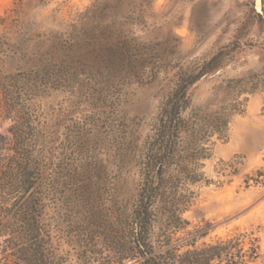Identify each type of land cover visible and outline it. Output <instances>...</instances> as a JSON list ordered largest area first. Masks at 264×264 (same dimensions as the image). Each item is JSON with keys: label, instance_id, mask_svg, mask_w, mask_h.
<instances>
[{"label": "rangeland", "instance_id": "rangeland-1", "mask_svg": "<svg viewBox=\"0 0 264 264\" xmlns=\"http://www.w3.org/2000/svg\"><path fill=\"white\" fill-rule=\"evenodd\" d=\"M262 9L259 19L254 0H0V135L23 124L34 143L55 264L118 256L121 234L103 227L134 219L164 94L179 69L219 52L188 91L183 117L202 128V151L182 138L181 154L200 158L196 181L180 186L190 205L175 237L200 247L246 234L258 246L250 264H264Z\"/></svg>", "mask_w": 264, "mask_h": 264}, {"label": "trees", "instance_id": "trees-1", "mask_svg": "<svg viewBox=\"0 0 264 264\" xmlns=\"http://www.w3.org/2000/svg\"><path fill=\"white\" fill-rule=\"evenodd\" d=\"M223 55L217 53L195 70L179 69L164 94L144 149L134 219L109 220L103 227L120 233L124 241L111 264H250L258 258L256 240L246 234L200 247L175 237L188 225L182 215L190 205L180 186L196 181L195 166L200 158L197 153L181 154L182 138L188 135L192 139L189 144L202 151V128L183 117L190 106L188 91L220 66ZM215 121L217 127H225L228 118L221 114ZM24 130L23 124L16 123L7 128L8 135H0V264H55L52 236L42 221L44 205L39 187L43 169L34 157V143L22 137ZM256 177L264 179V168ZM87 226L103 225L87 222ZM186 246L191 247L183 250Z\"/></svg>", "mask_w": 264, "mask_h": 264}, {"label": "water", "instance_id": "water-1", "mask_svg": "<svg viewBox=\"0 0 264 264\" xmlns=\"http://www.w3.org/2000/svg\"><path fill=\"white\" fill-rule=\"evenodd\" d=\"M262 5H263L262 0H254V10L260 16H263Z\"/></svg>", "mask_w": 264, "mask_h": 264}]
</instances>
